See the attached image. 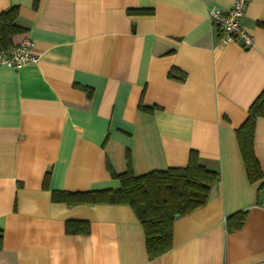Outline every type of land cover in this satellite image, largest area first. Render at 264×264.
<instances>
[{"label": "crops", "instance_id": "0c3cea01", "mask_svg": "<svg viewBox=\"0 0 264 264\" xmlns=\"http://www.w3.org/2000/svg\"><path fill=\"white\" fill-rule=\"evenodd\" d=\"M234 1L0 0L25 29L13 45L30 38L38 58L0 67V264H264V179L248 181L236 141L264 90V0L242 19L251 45H223L207 13ZM253 148L264 173V117ZM190 152L219 181L156 258L130 206L52 201L118 188L109 168L124 173L127 155L138 177ZM69 221L89 232L66 233Z\"/></svg>", "mask_w": 264, "mask_h": 264}, {"label": "trees", "instance_id": "16d2710c", "mask_svg": "<svg viewBox=\"0 0 264 264\" xmlns=\"http://www.w3.org/2000/svg\"><path fill=\"white\" fill-rule=\"evenodd\" d=\"M18 10L12 8L0 14V51L13 46V38L25 32L17 24ZM145 110L143 106H140ZM264 117V90L252 102L247 111V118L236 130V141L247 179L255 183L264 179L259 162L254 154V131L258 118ZM127 169L124 173L111 177L119 182L116 189L93 192H52V201L67 206L81 204H126L131 207L139 220L145 237V248L149 259L156 258L171 249L173 223L175 216L182 217L203 206L213 185L219 181V174L202 166L196 152H190L187 166L169 168L165 171L134 176L131 160L126 156ZM49 173L43 180V188H47ZM264 187V183L261 184ZM245 217L239 212L227 219L233 231L238 230ZM230 222H234L231 223ZM68 234H87L86 222L69 221L65 224ZM3 234L0 231V249Z\"/></svg>", "mask_w": 264, "mask_h": 264}, {"label": "built area", "instance_id": "2783aa9c", "mask_svg": "<svg viewBox=\"0 0 264 264\" xmlns=\"http://www.w3.org/2000/svg\"><path fill=\"white\" fill-rule=\"evenodd\" d=\"M249 0H235L228 11L219 8L208 10L207 17L211 25L219 34L221 44L225 45L238 40H243L246 45H251V37L242 25V19ZM34 42L24 38L20 43L7 50L0 51V67L18 70L23 66L36 63L38 58L33 52Z\"/></svg>", "mask_w": 264, "mask_h": 264}, {"label": "water", "instance_id": "95a60500", "mask_svg": "<svg viewBox=\"0 0 264 264\" xmlns=\"http://www.w3.org/2000/svg\"><path fill=\"white\" fill-rule=\"evenodd\" d=\"M179 218V216H175V219H178Z\"/></svg>", "mask_w": 264, "mask_h": 264}]
</instances>
